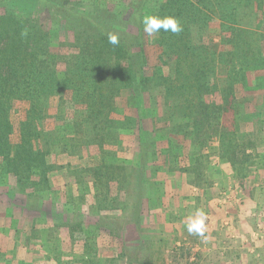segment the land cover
I'll list each match as a JSON object with an SVG mask.
<instances>
[{"label": "rangeland", "instance_id": "1", "mask_svg": "<svg viewBox=\"0 0 264 264\" xmlns=\"http://www.w3.org/2000/svg\"><path fill=\"white\" fill-rule=\"evenodd\" d=\"M68 1L71 5L67 4V11L58 8L54 0H1L0 5V14L9 8L42 22V29L47 31L48 53L55 59L54 67L61 84L66 61L76 55L87 33L96 34L91 23L101 20L118 37L135 34L138 31L136 21L140 20L139 6L141 1L147 0ZM215 3L216 0L209 2L214 7ZM262 3L261 11L255 0H250L247 10L240 3L242 8L235 21L230 23L244 31L245 41L252 43L251 50L247 49L244 40L238 46L223 43V38L232 35L221 28L222 19L217 10L208 24L192 26L195 38L199 36L211 52L215 51L212 82L218 90L225 86L232 70L231 64H227L231 61L223 63L219 55L223 54L222 59L227 60L228 52H238L235 56L239 58L232 57L240 70L233 76L236 108L222 117V124L226 129H233L231 122L235 119L237 141L249 145L246 161L233 167L227 157L220 155L217 139H203L200 144H193L190 139L181 138L179 133L172 134L170 126L165 128L164 119L153 122L160 130H149L145 136L146 154L141 156L137 134L133 132L138 101L131 98L132 92L127 88H122L115 96L110 112V118L116 126L120 125V131L112 130V138H105L101 146H78L79 142L83 143L79 138L78 148H73L68 142L71 133L58 128L64 130L70 124L76 106L71 102L68 89L57 90L49 97L41 128L50 132L54 140L57 137L61 144L53 145L46 156L47 163L53 168L48 171L49 183L42 197L33 194L23 208L19 203H10L11 194L18 200L20 192L11 188L12 178L8 181L0 173L3 175L0 178V264H122L128 261L130 254L136 264H194L195 249L199 252L203 244L217 250L220 245H238L240 250H234L238 252L237 264H264V95L259 105L255 96V89L264 91V1ZM74 8L87 13L88 19L75 18L68 12ZM154 10L143 7L141 15L151 14ZM228 23L227 20L225 25ZM141 32L147 59L144 70L150 74L161 64L162 48L152 42L155 35L149 37L144 29ZM258 41L261 43L260 59L256 51ZM253 52L255 60L262 63L252 64L250 67L255 69L248 70L239 61L244 60L243 55L249 57ZM147 91L140 110L148 113L141 117L148 118L149 112H153L149 116L154 119L164 117L163 89L149 83ZM176 95L177 91L174 100ZM208 99L218 102L220 94L212 93ZM17 105L18 109L22 106ZM169 111L176 115L171 104ZM18 116L14 113L13 118L17 120ZM146 120L145 125L149 127L150 119ZM62 140H67L68 148L61 147ZM103 153L122 168L117 171L121 178L117 176L118 180L109 184V195L111 199H118L117 202H103L101 197L98 198L92 176L87 173V167L100 163ZM177 156L183 159L178 162ZM182 167L188 170H182ZM100 190L104 192L102 186ZM138 198L144 203L134 217ZM98 203H104L101 204L103 207ZM24 208H28L27 212ZM196 209H202L210 216L206 221V241L190 235L185 228L186 218ZM38 211L42 214L38 215ZM133 217L139 220L137 227ZM25 219L28 220L25 222ZM59 223L63 225L54 226ZM33 230L36 235L31 234ZM27 237H30L28 245ZM84 237L88 243H84ZM7 239H10L9 246L4 248ZM137 243L138 247L132 253L133 245ZM20 245L24 247L20 248ZM217 253L213 251L214 259H217ZM112 257L117 260L109 261Z\"/></svg>", "mask_w": 264, "mask_h": 264}, {"label": "trees", "instance_id": "2", "mask_svg": "<svg viewBox=\"0 0 264 264\" xmlns=\"http://www.w3.org/2000/svg\"><path fill=\"white\" fill-rule=\"evenodd\" d=\"M54 1L62 11L69 9L67 4L71 5L68 0ZM255 1L257 9L261 11L264 0ZM209 2L210 0H147L144 3L141 1L140 20L136 21L137 33H126L127 37H119L120 43L116 46L108 43L107 33L110 30L105 23L101 20L98 22H101L99 26L96 22L91 23L90 26L96 29V34L87 33V37L78 46L76 55L66 61L63 84L60 83L61 78L54 67L55 59L48 53L47 31L42 29V22L5 8L0 14V173L8 178V181L10 178L14 180L10 186L18 190L21 196L17 200L16 196L11 194L10 203L14 202V205L19 203L23 208L22 205L26 204L27 199L33 194L41 198L45 186L49 183L47 174L53 166L47 163L46 156L53 145H59L61 142L57 137L54 140L50 132L41 128V122L46 115L49 97L57 90L65 88L70 91L71 102L76 107L70 124H67L64 130L61 127L58 129L71 133V140L68 139V142L73 148H78L76 143L79 138L83 143L79 142L78 146L88 147L92 144L101 146L105 138H112V130L120 131V125H115L116 122L110 118V112L113 110L115 96L122 88H127L132 92L131 98H136L138 101V114L134 121L133 132L137 134L141 156L146 154L145 136L150 133L149 130L153 132L160 130L153 125V122L164 119L165 128L170 126L172 134L179 133L181 138L190 139L193 144H200L203 139H217L220 155L227 157L233 167L238 162L246 161L248 158L246 147L249 145L237 141L235 119L231 122L233 129L229 127L226 129L222 124V117L236 108L233 76L240 70H237L232 57L239 58L235 56L238 52H228L227 60L225 57L222 59L223 54L219 55V60L223 63L231 61L227 64H231L232 70L227 75L225 86L218 90L217 85L212 82L215 75L216 61L212 59L215 51L211 52L210 47L205 45L199 36L196 35L197 39L195 38L192 26L208 24L217 12L222 19L221 28L232 35L230 38H223V43L238 46L244 40L247 49L251 50L252 43L245 41L244 31L230 25L235 21L239 8L243 6V9L247 10L250 0H216L215 7ZM240 3L242 6L239 5ZM143 7L146 9L153 7L155 10L151 11L152 15L174 16L183 26V31L179 34L161 30L152 39L162 51L159 56L161 64L150 74L144 70L147 59L144 35L141 32ZM74 10L68 12L75 18L88 19L87 13H80L75 8ZM105 10L104 12L108 13L107 9ZM227 20L229 23L225 25ZM25 31L27 35L22 36L21 33ZM255 40L257 42V39ZM256 44L257 57L259 54L258 59H260L261 43L258 41ZM242 57L244 60L239 61L240 65L248 67V70L255 69L250 67L252 64L262 63L260 60L259 62L255 60V52L249 57L248 55ZM149 83L157 84L163 89L164 117L154 119L153 116H149L153 115V112H149L147 116L150 122H147L149 127H146L145 121L148 118L144 119L141 115L148 112L144 113L140 108L144 95L148 93ZM176 91L178 95L174 100L173 95ZM215 92L220 94L218 102L217 99H208ZM17 104L22 105L20 109ZM170 104L173 110H176V115L173 111L168 112ZM14 113L19 115L17 120L13 118ZM81 134L83 137H80ZM67 146V140H62L61 147L68 148ZM104 153L101 154L99 164L87 167V173L92 176L98 198L101 197L103 202L107 200L117 202L118 199L115 197L111 199L109 195V184L118 180L117 176L120 172L117 171L122 168L109 161ZM179 156L176 159L178 162L179 159H183ZM182 170L188 169L182 167ZM100 186L104 192H101ZM46 194L50 195L48 192ZM143 203L142 198H138L134 217ZM98 204L102 208L101 204L104 203ZM115 206L118 207L117 203ZM25 210L27 212L28 208ZM12 212L14 214V211ZM36 213L39 215L42 211ZM47 215L48 213L44 214L45 220L48 219ZM23 219L21 215L20 220ZM26 220L28 219H25V222ZM135 220L134 225L137 227L139 220ZM61 225L63 223L54 226ZM32 232V235H36L35 230ZM29 239L30 237H27V245ZM8 241L10 239L3 244L4 248L9 246ZM86 241L87 239L84 243H88ZM133 247L132 253L136 251L138 243ZM1 255L0 252V258ZM123 255L124 253L121 254ZM131 255L133 254H130L128 261L122 264H136ZM115 260L117 259L113 257L109 259L111 262Z\"/></svg>", "mask_w": 264, "mask_h": 264}, {"label": "clouds", "instance_id": "3", "mask_svg": "<svg viewBox=\"0 0 264 264\" xmlns=\"http://www.w3.org/2000/svg\"><path fill=\"white\" fill-rule=\"evenodd\" d=\"M144 32L152 37L158 34L161 30L164 32H171L172 34H179L183 31V26L174 16L160 17L158 15L145 14L142 18ZM22 36L27 35V32H22ZM108 43L111 45H118L120 43L119 37L109 32L107 33ZM208 217L202 209H196L193 214L186 218L185 228L190 235H194L207 240L206 232Z\"/></svg>", "mask_w": 264, "mask_h": 264}, {"label": "crops", "instance_id": "4", "mask_svg": "<svg viewBox=\"0 0 264 264\" xmlns=\"http://www.w3.org/2000/svg\"><path fill=\"white\" fill-rule=\"evenodd\" d=\"M264 95V91L263 89H255V96L258 100V104H261V97H263ZM257 105H255V112H256V108ZM208 218L210 217L209 215L207 216ZM196 248V246H195ZM199 248V247H198ZM240 250V247H238V245L236 246H226V245H220L218 246V250L217 249H213V248H207L204 244L203 246L200 248V251L198 252V249H195V262L194 264H237L238 262V252L234 251L235 249ZM213 251H217V259L213 258ZM215 254V253H214Z\"/></svg>", "mask_w": 264, "mask_h": 264}]
</instances>
